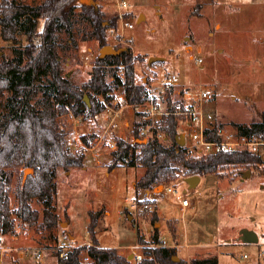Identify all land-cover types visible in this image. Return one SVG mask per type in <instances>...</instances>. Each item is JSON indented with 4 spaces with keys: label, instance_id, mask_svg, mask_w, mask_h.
I'll return each mask as SVG.
<instances>
[{
    "label": "rangeland",
    "instance_id": "1",
    "mask_svg": "<svg viewBox=\"0 0 264 264\" xmlns=\"http://www.w3.org/2000/svg\"><path fill=\"white\" fill-rule=\"evenodd\" d=\"M14 1L37 6L44 0ZM120 1L95 0L96 8L105 15V26L115 16L119 27L122 21L134 26L125 32L120 28L123 35L119 27L109 28L105 35L108 45L130 49L139 84L146 88L157 86L168 73H176L182 85L203 83L213 91L215 100L209 109L213 125L221 124L226 132H239L234 124L251 126L262 121L264 45L259 39L264 38V0H124L128 7L119 10ZM81 6L79 3L72 16L71 32L63 30L57 40L63 74L80 87L90 78L101 52L91 21L83 19L85 13L81 15ZM42 29L40 21L39 31ZM27 42L22 32L17 41H5L0 27V60L3 55L8 59L18 56ZM152 57H164L165 61L149 65ZM123 70L124 66L108 67V82ZM49 81L50 77H44L40 87ZM123 93L119 88L112 95L122 100L119 107L127 105ZM9 96L7 90L0 89V116L6 112ZM122 113V124L111 136L134 141L136 110L126 108ZM105 123L101 113L81 117L78 123L70 114L58 118L66 142L77 135L89 147L97 146ZM110 138L107 135L92 151L84 148L81 167L58 168L53 199L58 224L48 228L43 223V205L33 199V208L41 213L39 221L26 223L15 218V232L4 237L0 245V264H58L60 244L69 246V250L87 248L93 242L90 214L97 217L100 246L115 247L131 264L132 251L141 252L131 247L145 245L142 251L148 252V242L156 230L167 244L178 245V257L188 262L216 257L219 264H264V255H260L264 253V161L229 166L219 175H204L195 188H189L186 178L180 177L168 185L178 189L177 196L166 194L163 184V188L159 185L147 196L134 189L144 173L143 167L110 168ZM247 171L251 175L244 178ZM24 172L23 167L8 169L12 208L18 203V185L27 180L24 181ZM33 173L29 172L27 178ZM184 199L189 206H182ZM133 202L137 208L132 207ZM145 204L152 210H144ZM155 211L158 219L152 217ZM245 229L255 231L260 243H243ZM138 233L145 237V243L138 241ZM39 253L42 257L37 256ZM80 258L82 264H95L86 249Z\"/></svg>",
    "mask_w": 264,
    "mask_h": 264
},
{
    "label": "trees",
    "instance_id": "2",
    "mask_svg": "<svg viewBox=\"0 0 264 264\" xmlns=\"http://www.w3.org/2000/svg\"><path fill=\"white\" fill-rule=\"evenodd\" d=\"M80 0H44L37 6L18 3L14 0H1L0 27L5 41H17L19 33H24L27 44L19 55L8 59L1 56L0 89L10 93L6 112L0 116V245L3 238L15 232V218L26 223L39 221L41 213L33 208L32 200L37 199L43 205V223L52 228L59 222L53 204L56 192L58 168L81 167L84 156L70 155L67 149L66 133L60 130L58 118L70 111L76 117H92L102 114L106 104L113 99V92L122 88L129 105L143 103L148 94L146 85L139 84L135 77L133 55L130 49L119 55H108L97 59L90 78L81 87L72 83L63 74L59 55L58 35L63 30L71 32L72 16ZM82 17L92 23L93 33L101 49L108 45L105 32L119 27L118 16L105 26L104 13L96 6H81ZM88 12V16H87ZM40 21L43 29L39 31ZM119 49V48H117ZM124 66V76L114 74L110 83L107 79L108 67ZM50 81L41 88L44 77ZM40 97L35 100V97ZM90 105L85 102V96ZM103 97L104 102L100 100ZM262 121L251 126L234 124L242 135L264 138V112ZM139 120L135 122V140L144 138L138 134ZM165 140L149 139L146 144L135 140L118 138L117 149L112 151L110 168L126 166L143 167L144 173L134 184L139 191L153 190L159 185L167 187L180 177L219 175L229 166L257 165L261 159L249 151H224L207 155H190L184 146L179 145L181 135L174 117L166 119L162 125ZM223 129L216 125L212 139H219L217 131ZM171 141L168 145L166 142ZM23 167L33 169L24 185L17 188L18 203L12 208L10 202V176L8 169ZM153 218L158 219L155 211ZM89 232L92 244L87 248H74L64 257L58 251V264H82L81 254L86 249L95 264H131L114 247H102L96 236L97 217L90 214ZM138 241L145 243V237L138 233ZM159 230L148 245H162ZM146 258L139 264H219L216 257L193 258L175 261L177 247L149 248Z\"/></svg>",
    "mask_w": 264,
    "mask_h": 264
},
{
    "label": "built area",
    "instance_id": "3",
    "mask_svg": "<svg viewBox=\"0 0 264 264\" xmlns=\"http://www.w3.org/2000/svg\"><path fill=\"white\" fill-rule=\"evenodd\" d=\"M128 7L126 1L122 0L118 4V9L122 10ZM123 20V17H122ZM134 26L122 21L119 29H131ZM119 33L123 35L122 30ZM259 43L264 45V38L259 39ZM121 76H124V72L121 71ZM148 94L143 103L139 105H129L136 110L140 125L138 126V134L145 139L157 138L160 141L165 140V131L162 129V125L169 117H174L177 121L178 129H181L180 133L185 135V149L190 155H207L212 153H221L224 151H249L257 155L262 161H264V138L261 137H249L242 135L240 132H226L223 129L217 131L220 136L219 139H212L211 135L215 132V125L212 124V114L209 112L211 107L210 103L215 100V95L211 89H209L203 83H196L194 85H182L179 76L176 73H168L164 79L157 85L147 88ZM124 94V93H123ZM105 103L103 97L100 98ZM119 97L112 99L106 104V108L102 115H104V121L106 127L100 138L97 140V146L89 147L83 142L80 136L72 135L68 137L67 147L72 153L81 155L83 149L94 150L100 144L103 143L104 138L108 135L110 148L114 151L117 149V140L111 136L113 130L120 128L122 124V112L125 108L121 105ZM67 114H70L75 123L80 122L81 117H76L72 111L69 110ZM95 156V155H94ZM164 192L169 195L177 196L179 191L177 188L167 186ZM182 206H189L188 200H182ZM133 208H137V203L133 202ZM144 210H152L151 205H143ZM60 257H64L69 251V246L60 244ZM148 246V245H146ZM145 245H136L131 247L132 250H141V252L132 251L133 264H139L146 258L152 259L151 256H147L146 252L142 249ZM150 248L158 247H178V245H169L166 241L162 245H149ZM263 256L264 253L260 252ZM38 257H42V254H37Z\"/></svg>",
    "mask_w": 264,
    "mask_h": 264
},
{
    "label": "water",
    "instance_id": "4",
    "mask_svg": "<svg viewBox=\"0 0 264 264\" xmlns=\"http://www.w3.org/2000/svg\"><path fill=\"white\" fill-rule=\"evenodd\" d=\"M80 3L83 4V5H88V3H91L90 5L91 6H96V2L95 0H80ZM127 49L126 48H119V49H116L114 48L113 46L111 45H107L105 47H103L101 49V52H100V58H105L106 56L108 55H119L121 54L122 52L126 51ZM162 61H165V58L164 57H152L149 59V65H151L153 62H162ZM85 102L90 105V99L89 97L86 95L85 96ZM137 143L139 144H146L148 142V140L146 139H137L135 140ZM179 145L180 146H184L185 145V135L183 133H181L180 137H179ZM33 173L34 170L33 169H26L25 172H24V181L27 179V175L28 173ZM251 175V171H247L244 173V178H248L249 176ZM186 183L188 184L189 188H195L199 182H200V176L196 175V176H191V177H188L185 179ZM159 187H162V185H160ZM241 241L243 243H246V244H259L260 243V239H259V236L258 234L253 231V230H249V229H245L243 230L242 232V235H241ZM131 257H129L130 259ZM175 261H179L180 258L179 257H175L174 258Z\"/></svg>",
    "mask_w": 264,
    "mask_h": 264
},
{
    "label": "crops",
    "instance_id": "5",
    "mask_svg": "<svg viewBox=\"0 0 264 264\" xmlns=\"http://www.w3.org/2000/svg\"><path fill=\"white\" fill-rule=\"evenodd\" d=\"M122 96V99H123V101H126V98H125V95L124 94H122L121 95ZM121 102H122V100H120ZM123 103V102H122ZM121 103V104H122ZM122 106H124L125 108L124 109H126V108H132V107H130V106H126V105H122ZM123 109V110H124ZM123 114V113H122ZM129 123H126V125H128ZM147 140V139H146ZM202 176H200V182L202 181V178H201ZM158 188H160V187H158ZM156 190V189H155ZM154 190V191H155ZM144 193H145V195H147V196H149L153 191H151V190H146V191H143ZM159 213V212H158ZM181 259V258H180Z\"/></svg>",
    "mask_w": 264,
    "mask_h": 264
}]
</instances>
